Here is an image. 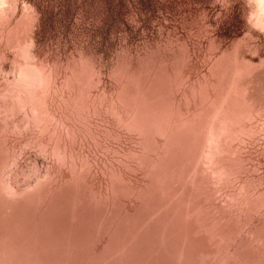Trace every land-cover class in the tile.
<instances>
[{"label": "rangeland", "instance_id": "1", "mask_svg": "<svg viewBox=\"0 0 264 264\" xmlns=\"http://www.w3.org/2000/svg\"><path fill=\"white\" fill-rule=\"evenodd\" d=\"M251 3L0 0V264H264Z\"/></svg>", "mask_w": 264, "mask_h": 264}, {"label": "clouds", "instance_id": "2", "mask_svg": "<svg viewBox=\"0 0 264 264\" xmlns=\"http://www.w3.org/2000/svg\"><path fill=\"white\" fill-rule=\"evenodd\" d=\"M247 21L253 27L264 30V0H252Z\"/></svg>", "mask_w": 264, "mask_h": 264}]
</instances>
